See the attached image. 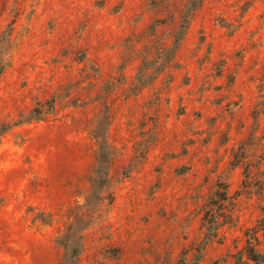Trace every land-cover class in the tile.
Segmentation results:
<instances>
[{
    "label": "rangeland",
    "instance_id": "rangeland-1",
    "mask_svg": "<svg viewBox=\"0 0 264 264\" xmlns=\"http://www.w3.org/2000/svg\"><path fill=\"white\" fill-rule=\"evenodd\" d=\"M3 37L0 264H61L77 215L79 264L264 253V0H0Z\"/></svg>",
    "mask_w": 264,
    "mask_h": 264
},
{
    "label": "trees",
    "instance_id": "trees-1",
    "mask_svg": "<svg viewBox=\"0 0 264 264\" xmlns=\"http://www.w3.org/2000/svg\"><path fill=\"white\" fill-rule=\"evenodd\" d=\"M6 37H3V39L0 41V57L2 56V60H4L3 57V43L5 42ZM9 54L7 53L6 57H8ZM1 59V58H0ZM9 62H7L5 65L0 66V77L4 73L5 69L9 66ZM42 115V112H40L39 109H34L30 112L29 117L27 120H40V117ZM10 125L2 124L0 126V138L6 134L10 130ZM96 138L99 140V152H98V160H97V168L92 176L91 179V192L86 198V204L83 206H80L76 208L78 209V213L80 214L81 211L86 212V210L90 208H94L100 201V199L103 196L104 191L106 190L107 183L109 182V172H108V165H109V156L110 152L106 150L104 146H106L107 141L106 138H102V136L96 134ZM74 209L70 208L64 215L65 218L69 215L70 218L74 217ZM85 216L83 215L81 218L77 215L75 216L73 222H69L65 228V232L61 234L58 237L57 243L60 245L64 250V256L62 259L61 264H79L81 256L84 252V246L82 244V239L80 236V232L84 230L88 226V223L86 222ZM53 222V218L51 217V220H46V222H43L46 225H50ZM240 254V253H239ZM238 254V255H239ZM242 255V253H241ZM237 256L236 257V264H247L249 261H253L258 263L264 262V253H260L257 250L253 248H248V250L243 254L247 257V261L243 260V256Z\"/></svg>",
    "mask_w": 264,
    "mask_h": 264
}]
</instances>
